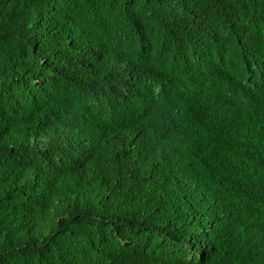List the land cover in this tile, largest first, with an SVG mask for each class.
<instances>
[{"label":"trees","instance_id":"1","mask_svg":"<svg viewBox=\"0 0 264 264\" xmlns=\"http://www.w3.org/2000/svg\"><path fill=\"white\" fill-rule=\"evenodd\" d=\"M0 264H264V0H0Z\"/></svg>","mask_w":264,"mask_h":264}]
</instances>
